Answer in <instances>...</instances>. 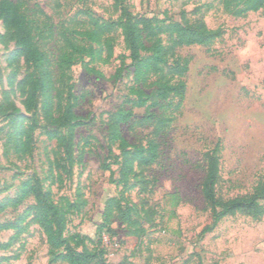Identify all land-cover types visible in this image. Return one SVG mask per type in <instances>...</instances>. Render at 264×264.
Listing matches in <instances>:
<instances>
[{
	"label": "rangeland",
	"instance_id": "obj_1",
	"mask_svg": "<svg viewBox=\"0 0 264 264\" xmlns=\"http://www.w3.org/2000/svg\"><path fill=\"white\" fill-rule=\"evenodd\" d=\"M35 1L56 22L84 10L101 17L119 15L112 6L114 0ZM126 5L135 14L151 17L203 19L211 29L222 32L209 47L193 45L179 50L189 60L186 98L160 139L161 159L146 172L148 182L141 176L132 177V188L125 193L124 204L132 208V218L145 230L140 242L135 237L137 226H130L116 212L105 224L103 242L99 240L107 202L122 189L111 182L110 171L104 168L114 162L107 157L106 121L130 82L127 66L121 75L116 74L120 46L109 63L94 64L101 75L89 73L81 64L72 69L75 93L80 96L77 113L84 122L75 133L76 156L84 157L73 174L57 168L55 162L64 160L56 155V140L49 139L43 129L35 130L34 153L25 159L4 155L0 133V199L13 195L33 174L42 178L55 199H74L79 189L86 204L81 205L83 212L69 214L66 233L89 236L90 249L104 246L105 264H264V215L255 219L239 212L201 236L211 223L210 207L202 193L206 151L221 141L219 195L251 193L264 179V8L238 16L225 8L223 0H126ZM14 50V41L0 19V101L8 96L25 111L18 83L26 75L27 65L12 57ZM129 63L126 59V65ZM143 113V108L135 110L138 117ZM5 124L0 119V126ZM122 130L131 143L150 131L135 133L129 124ZM111 167L114 177H119V165ZM33 202L27 199L17 209L1 212L0 223L23 215ZM31 219L32 215L27 217L24 224L28 228L8 249H0V264H53L43 230ZM13 234L12 230L0 232V241H8Z\"/></svg>",
	"mask_w": 264,
	"mask_h": 264
},
{
	"label": "trees",
	"instance_id": "obj_2",
	"mask_svg": "<svg viewBox=\"0 0 264 264\" xmlns=\"http://www.w3.org/2000/svg\"><path fill=\"white\" fill-rule=\"evenodd\" d=\"M223 4L238 16L264 8V0H223ZM112 6L119 12L116 18L84 10L56 22L35 0H0V19L15 44L12 57L23 59L27 65L26 75L18 83L25 111L8 96L0 101V119L6 121L0 126V133L4 138V155L25 159L34 153L35 130L43 129L49 139L56 140V155L64 160L55 162L57 168L72 175L74 166L84 157L75 153V133L84 122L77 113L80 96L75 93L72 69L81 64L89 73L101 75L94 64L109 63L120 46L122 52L115 57L119 61L116 74L121 75L127 66L130 82L106 121L107 157L114 162L104 168L110 171L111 182L122 189L119 196L109 198L103 213L104 224L98 230L102 243L107 234L105 224L116 212L121 220L137 226L135 237L139 243L145 230L132 218V208L124 204L125 193L132 188V177L141 176L148 182L146 172L161 159L160 139L170 129L186 98L189 60L179 50L193 45L209 47L222 32L211 29L203 19L173 20L135 14L126 0H114ZM126 59H130L127 65ZM138 108L144 109L139 117L135 114ZM126 124L135 133L140 129L150 131L131 143L122 130ZM221 153L219 140L204 154L206 174L202 193L210 207L211 223L202 229L201 236L212 232L227 216L242 212L260 219L264 215V179L248 194L228 197L218 194L222 180ZM113 163L119 165L116 178ZM79 192L77 189L74 199L67 196L55 199L38 174L23 180L13 195L0 199V213L17 209L27 199L34 202L23 215L0 223V232L14 231L8 241H0V249H8L26 231L29 224L24 222L32 215L31 221L42 228L46 237L50 263L105 264L104 246L100 250L90 249L89 236L66 233L69 214L83 212L81 205L86 204Z\"/></svg>",
	"mask_w": 264,
	"mask_h": 264
}]
</instances>
